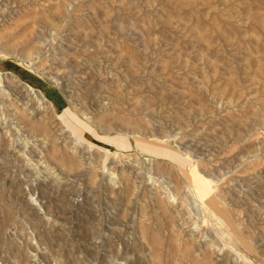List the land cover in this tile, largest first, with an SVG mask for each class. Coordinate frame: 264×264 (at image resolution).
<instances>
[{
  "label": "rangeland",
  "instance_id": "rangeland-1",
  "mask_svg": "<svg viewBox=\"0 0 264 264\" xmlns=\"http://www.w3.org/2000/svg\"><path fill=\"white\" fill-rule=\"evenodd\" d=\"M262 58L264 0H0V264H264Z\"/></svg>",
  "mask_w": 264,
  "mask_h": 264
},
{
  "label": "bare ground",
  "instance_id": "bare-ground-1",
  "mask_svg": "<svg viewBox=\"0 0 264 264\" xmlns=\"http://www.w3.org/2000/svg\"><path fill=\"white\" fill-rule=\"evenodd\" d=\"M264 59V58H262ZM257 61V60H256ZM262 61V60H261ZM258 62V61H257ZM261 63V62H260ZM264 63V62H263ZM263 66V64H262ZM259 65L257 66L256 70L258 69ZM262 71V70H261ZM254 73V72H253ZM31 76V81L27 80L26 84L31 88H35L38 87L39 89H41L42 91H44V88L42 86V80L39 79L38 77H36L34 74L29 73ZM134 74V73H133ZM260 74V73H259ZM257 75V74H255ZM233 78V77H232ZM231 81V80H230ZM245 81V80H244ZM233 82V81H231ZM25 84V83H24ZM233 84V83H232ZM234 86V85H233ZM49 95V99H50V104L51 107L53 108L54 112H56L58 115H60L61 119H68L70 122L69 124L72 125L73 129H77V123H73L72 119L69 117V112L68 110H66L63 106L62 103L60 101V99L56 96V95H52V93L47 92ZM67 96V95H66ZM151 101V100H150ZM43 105V104H42ZM252 108V107H251ZM79 125H81V123H79ZM109 128V127H108ZM76 132V131H75ZM78 138V137H77ZM79 139V138H78ZM231 148V147H230ZM203 175V174H202ZM204 176V175H203ZM246 177V176H245ZM191 178L192 181L194 183L193 185V189L195 191V193L197 194V198H199L200 202H201V206H210L212 209H214V211L218 210L219 213H221V215L225 216V213L223 211L220 210V208L218 207V205L216 204L215 199L213 198V193H211L207 186H206V182L204 181V177H202L201 175H199L197 173L196 170H192L191 172ZM115 180V179H114ZM206 180V179H205ZM191 189V188H190ZM193 191V190H192ZM194 193V192H192ZM167 194V193H166ZM169 196V194H168ZM165 197V196H164ZM196 197V196H195ZM191 199V198H190ZM174 200V199H173ZM195 203V202H194ZM207 204V205H205ZM207 206V207H208ZM206 207V208H207ZM210 209V208H209ZM211 209V211H212ZM195 212V211H194ZM217 213V214H219ZM220 216V214H219ZM224 216H221L224 218Z\"/></svg>",
  "mask_w": 264,
  "mask_h": 264
}]
</instances>
